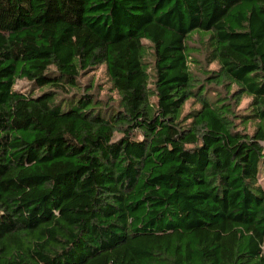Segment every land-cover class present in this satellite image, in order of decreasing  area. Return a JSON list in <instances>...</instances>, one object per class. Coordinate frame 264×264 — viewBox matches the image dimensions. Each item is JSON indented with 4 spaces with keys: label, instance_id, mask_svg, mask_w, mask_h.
Masks as SVG:
<instances>
[{
    "label": "trees",
    "instance_id": "trees-1",
    "mask_svg": "<svg viewBox=\"0 0 264 264\" xmlns=\"http://www.w3.org/2000/svg\"><path fill=\"white\" fill-rule=\"evenodd\" d=\"M100 66L115 100L82 81ZM263 244L264 0H0V264Z\"/></svg>",
    "mask_w": 264,
    "mask_h": 264
},
{
    "label": "rangeland",
    "instance_id": "rangeland-1",
    "mask_svg": "<svg viewBox=\"0 0 264 264\" xmlns=\"http://www.w3.org/2000/svg\"><path fill=\"white\" fill-rule=\"evenodd\" d=\"M198 39H194L191 42L192 47H198L200 46V43L197 41ZM200 54V53H199ZM199 59L203 60L202 55H196ZM214 64L210 65V68H213ZM90 80L94 81L95 84V94L97 96L104 100V101H109V100H115L117 98V95L115 92H111L109 90L110 84L109 81L107 80V76L105 74V69L103 66L98 67L96 70L90 72L87 76H85L82 81L83 82H88ZM16 88H23L26 89L28 87V82L26 80H18L17 84L15 85ZM110 101V102H111ZM247 102V98H243V100L240 103L239 108H242L245 103ZM263 250H264V244H263Z\"/></svg>",
    "mask_w": 264,
    "mask_h": 264
}]
</instances>
